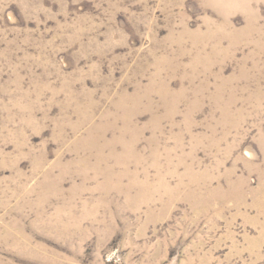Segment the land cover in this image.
Returning <instances> with one entry per match:
<instances>
[{"label": "rangeland", "instance_id": "374dc122", "mask_svg": "<svg viewBox=\"0 0 264 264\" xmlns=\"http://www.w3.org/2000/svg\"><path fill=\"white\" fill-rule=\"evenodd\" d=\"M0 264H264V0H0Z\"/></svg>", "mask_w": 264, "mask_h": 264}]
</instances>
